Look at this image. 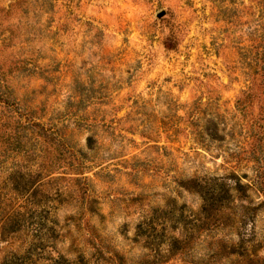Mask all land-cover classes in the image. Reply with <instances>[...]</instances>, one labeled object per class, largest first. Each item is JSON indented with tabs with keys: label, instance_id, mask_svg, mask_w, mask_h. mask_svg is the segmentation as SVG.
<instances>
[{
	"label": "rangeland",
	"instance_id": "374dc122",
	"mask_svg": "<svg viewBox=\"0 0 264 264\" xmlns=\"http://www.w3.org/2000/svg\"><path fill=\"white\" fill-rule=\"evenodd\" d=\"M252 118L264 123V0H0V207L38 209L43 138L32 123L72 153L53 175L78 178L67 165L81 163L86 178L85 193L68 184L63 235L33 264L58 253L92 263L94 245L111 257L101 264H139L172 236L193 245L162 264L200 263L205 241L239 234L254 252L219 264H264V147L250 152ZM237 178L262 190L242 196ZM188 180L229 188L230 209L206 220L229 226L197 232L204 201ZM31 233L1 241L0 262L22 255Z\"/></svg>",
	"mask_w": 264,
	"mask_h": 264
},
{
	"label": "trees",
	"instance_id": "16d2710c",
	"mask_svg": "<svg viewBox=\"0 0 264 264\" xmlns=\"http://www.w3.org/2000/svg\"><path fill=\"white\" fill-rule=\"evenodd\" d=\"M250 63L249 67L253 66ZM247 96V94H246ZM237 103L241 104V100L238 99ZM261 120H263L261 118ZM38 127V131L40 136H42V145L40 147V176L39 179V199H38V209L33 213H28L26 215L25 212H20L17 208H1L0 207V242L5 241L6 243H11V240L17 237V234L24 228H30L32 231L33 239L29 241L27 247L24 250L22 255L18 254H8L5 255L0 264H33L34 257L39 258L44 256L45 253H50L54 250V246L56 241L61 237V227L58 225V221L56 219L57 210L62 206L69 202L70 194H69V183L73 181H82L83 182V193L86 192V178L83 176V172L81 168V163L77 165H72L68 163V167L75 170L76 174H80L81 176L78 178H70L66 177V171L56 172L58 175H53V170L55 167H58L61 160L65 161V154L71 153L69 149L64 145L62 139L57 137L56 132L50 130L45 127L43 124L32 123ZM249 135L252 139L251 146L252 149L250 152H254V150L258 149L262 151V147H264V123L259 122V118L253 119L251 123L248 125ZM45 139L51 141L52 145L45 146L43 142H46ZM261 148V149H260ZM47 154L52 155V159H48L46 157ZM72 154V153H71ZM255 184L251 183H241V181L237 178L236 181H233V186L230 187L236 193L246 196L247 189H250L253 186L255 189H261L256 181ZM194 188L196 191L200 192L201 197L204 201L202 204L199 216L196 221L198 222L196 226L197 229L211 228L216 229L217 227L226 228L229 224L224 220L218 223L217 218H213L211 220L214 228L206 226V220L209 216L214 217L215 213L222 215L224 209H230L231 203L230 200L226 197V192L228 189H220L219 185H206L201 181L197 180H188L184 181V187ZM84 198V197H82ZM85 201V200H84ZM87 202L92 204L96 203L94 199H87ZM264 203V202H263ZM29 212V211H27ZM88 212L91 214L96 212V209H92L90 207ZM246 215H242V219H245ZM137 236L143 234L144 229L142 225L137 227ZM198 232V230H197ZM239 239L236 243H226L223 239H212L210 241H205L206 248L208 253H205L203 258L201 259V264H207L210 260L216 261V264H219L220 260L227 258L229 255H237L239 257H246L249 253L252 254V251L255 250V245L252 243L251 238H245V236L239 234ZM160 239V238H159ZM158 240L156 243H151L153 250V257L143 258L139 264H162L168 260L169 256L176 254V252H180L182 254H189L190 247L193 245L190 239L187 237H177L172 236L167 240L162 241ZM165 243V248H162V244ZM94 261L90 263L87 259L78 255L76 260L71 261L69 264H101L103 261H107L111 257L105 258V255L101 248L98 245H94ZM191 255V254H190ZM112 257H116L113 254ZM212 261V262H213ZM192 263V262H191ZM198 261L192 264H200ZM51 264H66V260L62 257L60 253L52 260ZM68 264V263H67Z\"/></svg>",
	"mask_w": 264,
	"mask_h": 264
}]
</instances>
